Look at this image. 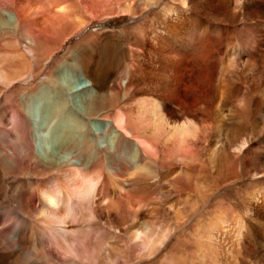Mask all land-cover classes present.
<instances>
[{"label": "bare ground", "instance_id": "obj_1", "mask_svg": "<svg viewBox=\"0 0 264 264\" xmlns=\"http://www.w3.org/2000/svg\"><path fill=\"white\" fill-rule=\"evenodd\" d=\"M2 2L18 20L1 10L0 264H264V0L162 7L150 29L119 31L132 61L115 76L74 48L51 65L90 21L84 5ZM159 2L115 0L105 12L147 19ZM98 43L113 68L117 45ZM63 63L87 79L81 108L68 89L59 99L41 89ZM42 104L43 127L32 118ZM41 130L58 152L38 151ZM190 228L178 256L173 240Z\"/></svg>", "mask_w": 264, "mask_h": 264}, {"label": "rangeland", "instance_id": "obj_2", "mask_svg": "<svg viewBox=\"0 0 264 264\" xmlns=\"http://www.w3.org/2000/svg\"><path fill=\"white\" fill-rule=\"evenodd\" d=\"M41 1L44 2V0H41ZM76 1L79 2L80 4L84 5L83 7L84 8L86 7L85 9H88L89 13L86 12V14L88 13L86 16H87V19H89L90 21H88V23L82 29L77 30V32H75L69 38L64 40V42L60 45L58 50L54 53V55L52 57L53 60L51 62V65L54 64L56 61L61 60L67 54V52L70 49L74 48V49H76V52H79L81 55L84 56L86 63L88 62V63H91L93 65L96 64L94 66L97 69L106 68L107 70H110L111 76H115L116 73L114 70L119 63H121V66H120L121 68H126L127 66L131 65L130 62L132 61L130 45H128V43H126V41H125L126 34L119 32V31L135 25L140 20H144V22L147 21L148 23L146 22L145 24L147 25V28H149L150 27L149 25L151 24V20L155 19L159 15L160 9L162 7H164V6L168 7L169 6V7L181 8L183 0H160L158 7L152 9V11L149 13L147 19H140L141 16L139 14H141L143 16V13H144L140 9H138V13L130 12V11H125V13H124V12L119 11L117 13L106 14L105 9L107 7L112 8V5H114L113 3L115 2V0H98V1L97 0H68V3H70L71 5H75ZM1 10L3 12V16L5 17L4 19H6V21H8L12 24L17 23L18 19H17L16 11L14 10V8H12L9 4H5L4 2H2L0 5V12H1ZM92 11H95L96 14L93 15ZM140 22H143V21H140ZM145 24L143 25L144 27H146ZM72 26H73V24H71V25L66 24L65 27H63V28H64V30H68ZM142 27H140L139 30H141ZM137 32L138 31H135V33H137ZM128 34L131 36L133 35L132 29H130ZM88 36H90V40L92 39L91 41H87ZM105 37L108 38L114 45L118 46V47L117 46L114 47L115 49L112 50V52L116 53V56L119 59V61H117V64L113 68L110 65L109 61H106V59L103 58L102 53H100V51L98 49H96V47L94 48V46H93V42H95L97 45H99L98 42H100V40H102V38H105ZM10 38L11 37L9 36L7 40L9 42V44L12 46L8 45L9 46L8 47L7 45H4V47H5L4 50L8 51L11 49L10 52H12L16 48L14 46L15 44H13L15 42L16 38L12 37V40ZM57 39H58V37H56V36H54V37L49 36L45 40L49 46H52L56 43ZM90 52L92 55L91 54L88 55ZM71 56H72V54L70 55V57H68V59L66 61H70L72 59ZM91 56H93V57L91 58ZM64 63H66V62L64 61ZM64 63L61 64L59 69L56 71V78H57L56 84L57 85L51 86L49 84H46V85L44 84L41 87V89L43 91L45 90L46 94L50 95L49 98L54 97L56 99L61 98V96L63 94V91H62L63 89H65V90L68 89V91L70 92V97L72 98L75 106L77 105V107L81 108L82 107V100H81V97L79 96L80 91L78 90L76 92V90L79 88H82L85 84V81H87V79L84 77H78V75H77L78 73H77V71H74V69L69 68L67 66L63 67ZM117 76H118V74H117ZM122 78H124V77H122ZM70 88H72L71 91H70ZM46 97L48 98L47 95H46ZM15 99L16 98H12V97H10L8 99L9 107L11 109H13L14 112H22L21 109H19L17 107ZM36 105H35V108L33 107V116H32V118L34 120V125L36 124L37 126L40 125L43 127L44 124H46L43 113L45 111L49 110L48 109L49 105H43L42 104L45 107H43L42 105H38V106H36ZM92 125L95 128V130L98 128H101V124H99V123L93 122ZM35 140H36L35 142H36L37 149L39 152H41V154L45 155L46 150H44L43 146L47 147V151L49 150L51 152H58V150H57L58 149V138L55 137L53 133H50L47 130L46 131L41 130L39 135L38 134L36 135ZM0 185H1V181H0ZM1 196L2 195L0 194V198H1ZM234 197L235 196L231 195V197H229V198H234ZM230 201H231V199H229L227 202L230 203ZM191 232H192V228L186 230L185 231L186 234L183 235L179 241L173 240L174 241L173 245L178 243V245L175 247H173V245H172L174 252H177V253L179 252L178 256H180V253H182V252H183L182 254H184L183 256H186L185 255L186 253H184V252L186 250V246L188 244V241L193 239V237H191V235H190ZM186 241H187V243H186Z\"/></svg>", "mask_w": 264, "mask_h": 264}]
</instances>
